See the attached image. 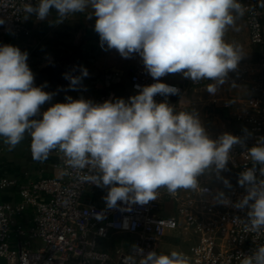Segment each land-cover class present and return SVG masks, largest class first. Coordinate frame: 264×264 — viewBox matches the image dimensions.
<instances>
[{"label":"clouds","instance_id":"1","mask_svg":"<svg viewBox=\"0 0 264 264\" xmlns=\"http://www.w3.org/2000/svg\"><path fill=\"white\" fill-rule=\"evenodd\" d=\"M53 10L56 24L87 11L88 19L95 17L101 47L107 45L124 58L138 53L157 82L137 85L139 93L128 101L95 103L67 96V102L41 113L53 93L43 90L46 85H34L26 51L0 45V139L8 150H15L27 134L34 161L43 162L57 151L63 175L106 188L103 199L108 209L131 211L133 204L157 200L162 188L173 197L181 189L208 191L198 181L208 172L231 187L220 173L227 170L234 146L240 145L252 166L239 174L238 183L246 194L233 206L247 211L246 220L236 218V222L243 233L253 234L254 242L264 238V136L251 147L246 146V137L230 133L212 139L196 111H177L167 101L154 99L179 94L177 87L159 82L170 73H181L194 83L210 80L207 92L219 91L244 55L239 44L225 40V34L244 16L245 6L239 0H37L17 9L23 19L35 16L37 21L47 20ZM7 19L0 17V25ZM87 76V69L81 67L80 75L66 73L64 78L75 90ZM38 115L42 119L33 118ZM213 199L231 203L224 192ZM118 202L128 207L121 208ZM94 216L103 220L104 212ZM237 258L239 264H264V243ZM139 264L193 261L182 251L145 254L141 250Z\"/></svg>","mask_w":264,"mask_h":264},{"label":"built area","instance_id":"2","mask_svg":"<svg viewBox=\"0 0 264 264\" xmlns=\"http://www.w3.org/2000/svg\"><path fill=\"white\" fill-rule=\"evenodd\" d=\"M24 2L36 4L37 0H0V17H8L0 25V43L5 37L19 40L29 34L23 13L17 11ZM239 2L246 8L242 18L249 43L264 48V0ZM135 54L140 63L130 73L128 92L121 98L99 96L95 103L128 101L139 93L137 85L142 88L157 82L147 72L139 54ZM176 75L167 74L159 82L177 87L181 94L184 88L174 82ZM236 77L240 81L249 78L252 95L235 107L223 106L229 110L231 119L240 124L224 133L246 137V146L251 147L264 136V55L255 63L243 66ZM177 95H156L154 99L157 103L167 101L176 108L172 98ZM244 151L240 145L234 146L227 170L220 173L231 187L225 186L215 172H208L198 177L200 187L208 191L181 189L173 197L162 188L157 200L146 205L133 204L131 211H122L106 207L103 199L106 188L81 184L75 175H63L64 165L54 150L57 176L41 177L22 186L14 179L0 176V192L18 188L19 198L17 202L0 201V264H139L141 250L145 254L153 250L160 253L159 243L170 231L196 235V244L184 252L193 264L197 261L239 264L237 257L250 255L258 244L264 243V238L254 242L253 234L243 233L242 225L236 222V218L246 220L247 210L233 206L246 194L238 183L239 174L252 166ZM217 192H224L231 203H217L213 199ZM98 199L101 203H97ZM118 204L121 208L128 207ZM101 211L104 219L97 220L94 213ZM115 235H123L130 241L125 247L121 239L120 248L112 253L111 238ZM31 241L41 245L35 246Z\"/></svg>","mask_w":264,"mask_h":264},{"label":"crops","instance_id":"3","mask_svg":"<svg viewBox=\"0 0 264 264\" xmlns=\"http://www.w3.org/2000/svg\"><path fill=\"white\" fill-rule=\"evenodd\" d=\"M88 12L70 16L63 23L56 24L55 10L52 11L49 18L45 21H37L35 16L26 20V26L29 34L19 40L5 37L0 45L10 44L17 46L21 51L28 53L27 63L34 73V77L46 73L50 70L53 63L58 66L63 65L64 69L68 67L69 74L80 75V68H86L88 76L82 79L81 84L75 89H68L62 95L60 103H65L66 97L72 99L84 98L95 101L99 96H112L121 98L129 90V76L131 71L140 63L137 54H132L129 58L122 57L115 49H108L107 45L101 47L98 33L94 30L95 17L87 18ZM241 25L242 35L245 37L248 50L243 52L246 58L245 62L236 68L234 83L227 88V94L223 97L211 98V105L219 107L225 115H217L219 124L216 122L207 123L206 131L210 138L216 139L227 130L239 127L230 117L229 110L224 108L225 104L237 106L239 102L245 101L247 88H249V78L238 80L236 75L239 70L245 66L255 63L264 55V48L253 46L249 43L246 24L240 18L236 21ZM232 29L229 28L227 35H232ZM181 73L175 76L174 82L182 86L183 93L172 98L176 110L180 111L183 96L188 89L199 88L203 80L198 85H192V80L187 82L181 78ZM186 79V78H185ZM207 81V80H206ZM178 103H175L176 101ZM240 106V105H239ZM242 107V106H241ZM31 137L25 135V139L16 147L9 151L11 154L7 158L0 157V176L14 179L18 186L26 184L28 181H35L41 177L57 176L58 171L54 168V158L52 153L47 160L43 162L34 161L30 152ZM15 156V157H14ZM35 163L30 167L27 164ZM18 188H9L0 192V201L17 202ZM97 203H101L98 199Z\"/></svg>","mask_w":264,"mask_h":264},{"label":"rangeland","instance_id":"4","mask_svg":"<svg viewBox=\"0 0 264 264\" xmlns=\"http://www.w3.org/2000/svg\"><path fill=\"white\" fill-rule=\"evenodd\" d=\"M240 20H243L241 17ZM244 21V20H243ZM232 35H227L225 34V40L229 43L235 42L239 44L242 48V51L246 52L248 50V45L246 44L245 37L242 35V29L241 25L237 24L236 22V27L231 28ZM238 29V30H237ZM246 58L243 56L242 59L239 61V66L242 65L245 62ZM236 70V69H235ZM231 71L228 75L227 82L221 86L219 91L215 94L212 95L207 92L206 86L207 84L211 83L212 81L210 80H203L202 85L197 88V89H188L185 95L183 96V100L181 103V109L180 111H196L199 115V118L201 119L205 129H206V124L208 123H213L216 122V125L219 124L220 118H218L217 115H224L225 119L227 120V116L225 115L224 112H219L221 110L219 107H215L214 105H211V98L213 97H223L225 94L226 96H229L227 93V88L228 86H232L234 83V75L235 72L237 71ZM185 82H187V79H185L184 76H181ZM247 96L244 98L246 100L249 96L252 95V92L250 91L249 88H247ZM179 101L177 100L175 103H178ZM240 127V124H237ZM0 157L1 158H7L8 154L10 155L11 153L9 152L7 146L3 143V140L0 139ZM31 155V154H30ZM15 157V156H14ZM35 165V163H30L27 164L28 167L31 165ZM49 177V176H46ZM173 209H175V205H173ZM175 213V212H174ZM111 244L112 248L110 252L117 251L120 248V241L121 239H124L125 247H127V244L129 243V239L127 237H124L123 235H115L114 237L111 238ZM197 242V237L196 235H193L192 233H189L187 235H182L179 231H170L165 234V236L161 239L159 243V251L160 253H169L173 250L176 251H183L187 252L189 248L196 244ZM31 243L35 244V246H40V242H33Z\"/></svg>","mask_w":264,"mask_h":264},{"label":"water","instance_id":"5","mask_svg":"<svg viewBox=\"0 0 264 264\" xmlns=\"http://www.w3.org/2000/svg\"><path fill=\"white\" fill-rule=\"evenodd\" d=\"M66 73L69 74L68 67L64 69L63 65L58 66L57 64L53 63L48 72L39 74L34 77L35 86L46 85L45 87H43V90L49 93H53L52 100L46 102L41 106V113L43 111H46L55 103H60L62 95L64 94V92H66L70 83L69 80L64 78ZM33 118L42 119V115H38Z\"/></svg>","mask_w":264,"mask_h":264},{"label":"trees","instance_id":"6","mask_svg":"<svg viewBox=\"0 0 264 264\" xmlns=\"http://www.w3.org/2000/svg\"><path fill=\"white\" fill-rule=\"evenodd\" d=\"M219 112H221V113H222V112H223V110H219Z\"/></svg>","mask_w":264,"mask_h":264}]
</instances>
